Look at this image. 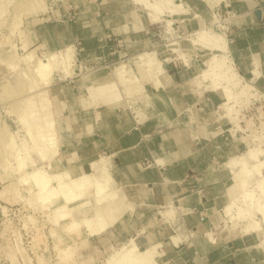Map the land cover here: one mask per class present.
<instances>
[{"label":"crops","instance_id":"0c3cea01","mask_svg":"<svg viewBox=\"0 0 264 264\" xmlns=\"http://www.w3.org/2000/svg\"><path fill=\"white\" fill-rule=\"evenodd\" d=\"M178 2L186 12L163 17H175L172 22L188 32L211 24L208 0ZM66 8L79 10L73 20L25 22L29 39L55 51L74 48L81 63L104 67L91 81L51 86L58 146L48 169L79 177L103 160L126 200L115 223L95 236L93 255L81 262L108 264L135 240L139 250L158 247V264H264L258 240L216 232L230 202L233 173L240 171L230 165L240 148L224 129L226 116L217 113L222 95L190 87L199 73V53H138L153 45L159 26L133 0H63L58 16L64 17ZM224 8L237 19L225 34L236 72L264 93V0H225ZM165 18L160 29L168 26ZM145 53L161 63L157 82L144 84V99L116 94L119 84L109 82L108 67ZM182 55L188 64L179 61ZM170 206L173 214L163 215Z\"/></svg>","mask_w":264,"mask_h":264},{"label":"rangeland","instance_id":"374dc122","mask_svg":"<svg viewBox=\"0 0 264 264\" xmlns=\"http://www.w3.org/2000/svg\"><path fill=\"white\" fill-rule=\"evenodd\" d=\"M208 1L213 8L211 24L204 25L197 31L188 32L187 29L182 30L178 22H172L175 17L168 19L163 17L165 14L179 15L185 13L186 10L180 3L182 6L180 11L173 14L169 10H163L160 16L158 14L159 19L154 23H158L159 27L154 29L153 45L138 53L151 51L154 53H199L198 58L196 57L199 72L206 68L207 61L211 57L219 55V60L221 59L224 63L223 66L230 67L231 73L234 74L229 82L223 83L221 80L229 88H227V92L230 98L225 106L223 105L225 103L224 94L222 95L220 90L212 89V80L203 82L195 77L191 81L190 87L193 90L202 91L204 89L206 93L215 91L222 95V104L217 108V113L219 116L225 115L226 121H229L224 129H227L226 133H230L231 137L239 144L240 149L237 156L243 155L249 149L262 150V148L264 149V93L253 88L252 84L245 82L237 74L229 57V41L225 34H227L226 28L229 23L237 20L234 17L236 15L224 8L225 0ZM133 2L137 4L135 0ZM175 2L179 3L178 0ZM62 7L63 0H0V264H82L81 257H85L86 254L91 256L95 252V236H100L112 226L120 216L119 211L126 205L123 202L113 203L114 213L104 217V221L109 224L108 227L103 232L90 235L86 228L74 230L70 227V223L72 220L80 221L85 217L91 219L97 196L95 197L90 193L83 200L66 204L63 190L57 188L53 195H48L50 191H39L37 186L35 187L33 173L37 169L41 168L51 175L56 174L48 169L51 159L45 160L41 157L39 152L40 141L33 140L36 130L42 126L39 125L38 127L37 124L38 122L44 124L45 113L48 110L49 116H53L54 127L56 125L54 105L49 97L51 86L55 82H72L80 79L91 81L93 75L104 67L102 63H81L77 59V51L73 48L74 58L70 63L71 67L68 66L65 71H62L64 74L57 69L53 70L50 76L46 78L47 80L50 79V83L46 85L45 77L37 71L38 64L44 62L51 55H59L65 49L55 51L52 47L47 49L41 43H34L29 39L27 27L25 28L24 25L31 19L63 20L66 18L73 20L75 18L74 13L79 12L74 8H66L65 16L60 17L58 16L59 10H64ZM17 16H21L20 19ZM162 18L169 20V22L167 27L160 29L161 24L159 23L165 25L161 20ZM198 19L200 20V18ZM15 23L18 26L14 25ZM200 30L210 35L222 37L227 44L226 53L217 51L211 44L208 47L209 45H206L205 42L198 41V44L194 42L195 33ZM31 52L33 53L31 54ZM27 55L30 57L28 58ZM187 60L185 55L179 58L182 64H188ZM136 61L137 58L115 61L108 67L106 73L110 75L109 82L114 84L117 81L119 84L115 91L116 94H120L121 91L125 93L124 87L120 86L121 83L113 71L122 63L127 64L130 67H128L130 73L126 83L133 93H131V98L144 99V84L148 82L142 78L140 72H136L134 68ZM107 92L111 93L112 91ZM46 101L47 103L49 101V106H51L49 109L45 106ZM36 105L45 109L42 110L39 107L40 110H38ZM37 110L38 112H36ZM22 117L27 118L22 120ZM29 126H33L30 127L31 131L26 129ZM29 135L34 137L31 139ZM260 159H264V155H261ZM262 173H264V169ZM253 177L245 171L234 172L231 189L237 193L235 195L251 193L254 200H259L264 205V182L261 181V177ZM237 184L241 186L240 189ZM51 186L55 187L53 184ZM86 202L89 203V207H80L81 203ZM107 203L109 201H105L101 205L106 207ZM251 205H241L242 210L244 209L243 215L246 212L252 213L248 219L244 218L247 216L243 215L237 220L229 219L223 209L225 216L222 214L216 232L221 230L228 232L229 230L234 231L236 233L234 235L245 237L243 228L253 219L262 220V216L255 213L256 211L251 209ZM64 206L66 209L62 210ZM66 212L72 217L61 216ZM247 235L246 237L251 240H258L259 243L256 233L250 232Z\"/></svg>","mask_w":264,"mask_h":264},{"label":"bare ground","instance_id":"6f19581e","mask_svg":"<svg viewBox=\"0 0 264 264\" xmlns=\"http://www.w3.org/2000/svg\"><path fill=\"white\" fill-rule=\"evenodd\" d=\"M135 1L138 5H141L142 7H144V9H146L147 15L152 22H156L159 19L158 14L160 16L161 12L163 10L164 11L169 10V12H173V14H174V13H176L182 9L181 4L176 3L175 2L176 0H135ZM20 17L17 16V18H19V19H20ZM17 18H15V19H17ZM14 25L18 26L17 23H15ZM195 36H194L195 38L193 40H194V42H197V44H198V41L199 42L200 41L205 42L206 45L207 44L209 45L208 47H210V44H211L213 46V48H215L217 51H219L223 54L226 53L227 44L225 43V41L222 37H219L218 35L214 36L213 34L210 35L209 33L207 34L203 30L196 32ZM32 53L33 52H31V54ZM73 55H74L73 54V48L69 47L66 50L62 51L59 55H51L44 62H40L39 64L36 63V64H38L37 71L45 77V81L47 82V83L45 82L46 85H48L50 83V79L47 80L46 78L48 76H50V74L53 70L57 69V70L61 71L62 74H64L62 71H65L68 68V66L71 67L70 63H72V61H73V58H74ZM154 56H155L154 53L140 54L137 56V61L134 62V68H135L136 72H138V73L140 72V74L142 75V78L144 80H146L148 83L149 82H155L156 83L158 80V76H159L160 72H162L161 71V63L156 61L157 59L155 60ZM29 57L30 56H28V58ZM223 65H224V63L221 61V59L219 60V55H214L213 57L210 58V60L207 61L206 68L199 72V74L196 76V79H199L200 81H203V82H205L206 80H212V84H211L212 89L220 90L222 95L224 94L225 103L223 105L225 106V104L229 101L230 95L227 92L228 86H225L223 83L229 82L231 80V78H233L234 74L231 73L230 67H225ZM257 65L258 64H256V66ZM128 67L129 66L127 64L122 63L120 66L116 67L113 72H114L115 77L118 79L119 83H121L120 86L124 87V89H125L124 92H125L126 97L131 98L133 93L131 92V90H130L131 88H130V86H128V83H126L128 81L127 77L130 73V71H129L130 67L129 68ZM254 69H256V68H254ZM219 80L220 81L222 80L223 83H222V81L220 82ZM193 84H195V83H193ZM222 84H223V86H222ZM242 85H244V84H242ZM134 93H136V92H134ZM41 95H43V94H41ZM41 98H42V96H41ZM27 104H28V102H27ZM36 104H37V102H36ZM45 104H46L45 105L46 108L49 109V107H51V106H49V101H48V103L46 101ZM45 106H42V107H45ZM36 107H38V106L36 105ZM39 107H38V110H40ZM29 108H31V107H29ZM44 109L45 108H43L42 110H44ZM38 110L36 112H38ZM30 113H31V111H30ZM49 114L50 113L48 110L45 113L44 124H43V122H42V124H40L41 122L40 123L38 122V124L36 123L38 125V127H39V125H42V126L39 128L37 127L38 129L36 130L37 131L36 135H35V137L33 136L34 137L33 140L40 141V143H39V147H40L39 150L40 151L39 152L41 154V157L45 160L51 159L56 154V150H57V146H58L56 131H55L54 123H53V119H52L53 116L51 117V116H49ZM26 118H23L22 120H24ZM37 120H34V122H37ZM39 120H41V119H39ZM25 123H26V121H25ZM33 124L34 123L32 121V125ZM25 125H27V124H25ZM25 127H28V126H25ZM30 127L31 126H29V128H26V129L29 131ZM31 130L32 129H30V131ZM33 130L35 131V128ZM34 131H32V133H35ZM28 134H29V132H28ZM33 137L30 136L31 139ZM11 140H12V138H11ZM10 141H9V143L11 144ZM261 155H264V149L263 148H262V150L249 149L243 155H241L235 159L230 160V165L233 168V170H241L243 172L245 171V173H248L249 176L261 177V181L264 182V173H262V170L264 169V159H260ZM102 162H103V160L101 162H100V160H99V162H94L92 164V168H93V169H91L92 172L85 174V175H82V176H79V177H71L68 173H65V172L56 173L54 175H51L47 171L42 170L41 168L37 169V171L35 173H33L34 174L33 179L35 182V187L37 186L39 191H45V192L50 191L48 193V195L49 194L53 195L54 191L57 188L61 189V190H63V194H64V197L66 199L65 200L66 204L72 203L75 201L83 200L90 193L93 194L95 197L97 196L93 217L91 219L90 218L88 219L87 217H85V218L81 219L80 221L72 220V222L70 223V227H72L74 230L81 229L84 227V228H86V230L89 232L90 235H95V234H98L100 232H103L108 227L109 224L106 223V221H104V217L108 216V214H110V213H114L113 203H118V202L125 203L126 202L125 195H124L123 191L121 190V188H119L116 185V183L112 179L111 175L109 174L108 169H106L107 167H105ZM52 184L55 185V187H52L51 186ZM231 187L229 188V194L231 195V202L228 203L226 205V207H224V210L226 212L227 217L229 219L234 218L235 220H237V218H240L243 215L244 209L242 210L241 205L249 204V206H250L252 204L251 209H254L256 211L255 213H259L262 216V220H254L253 219V221H250V223H248L243 228L242 231H243V234H246V235L249 234L250 232L256 233L258 235V239H259L258 246L263 248L264 247V205H263V203L260 202L259 200H254L253 195L251 193H242L239 195H235L237 193H234L232 191ZM240 187L241 186H239L238 188L240 189ZM105 201H107V202L109 201V203H107L106 207H103L101 204ZM88 205H89L88 202L81 203L80 207H85V206L89 207ZM168 206H169V204H168ZM124 207H125V205L119 211L120 214L122 213ZM65 209H66V206H64L62 208V210H65ZM177 211L175 210V212H177ZM162 213L165 216H169V215L173 214L172 206L167 207ZM246 213L243 216H247V217H244V218H247V219H248V217L250 218L252 213H250V212L247 214ZM70 215L71 214H69L67 212L63 213V215L61 214V216H69V217H70ZM244 218H242V219L246 220ZM173 240L176 242L177 239H173ZM134 241L135 240H130L128 243H126V245L124 247H122L116 253H114L112 256H110L111 258L108 261V264H158L156 261V257L158 255L157 251H156L158 248L157 246H152V247L147 248L145 250H139ZM162 254H163V252H162Z\"/></svg>","mask_w":264,"mask_h":264},{"label":"water","instance_id":"95a60500","mask_svg":"<svg viewBox=\"0 0 264 264\" xmlns=\"http://www.w3.org/2000/svg\"><path fill=\"white\" fill-rule=\"evenodd\" d=\"M256 15H257V17L259 18V17L261 16V12H260V11H257V12H256Z\"/></svg>","mask_w":264,"mask_h":264}]
</instances>
